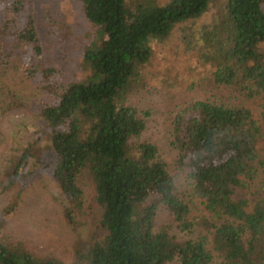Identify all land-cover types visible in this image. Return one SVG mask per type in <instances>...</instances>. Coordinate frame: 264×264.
I'll return each instance as SVG.
<instances>
[{
	"label": "trees",
	"instance_id": "1",
	"mask_svg": "<svg viewBox=\"0 0 264 264\" xmlns=\"http://www.w3.org/2000/svg\"><path fill=\"white\" fill-rule=\"evenodd\" d=\"M77 1L90 28L87 75L64 82L44 57L36 0H0V83L18 60L16 69L47 92L35 107L42 134L3 160L0 190L40 173L43 138L54 156L45 172L68 203L67 221L81 209L85 174L99 217L69 261L0 240V264H215V254L219 264H264V0H226L222 18L195 31L211 81L242 98L197 100L173 118L185 190L159 147L137 140L146 123L128 97L143 87L150 42L199 20L211 0Z\"/></svg>",
	"mask_w": 264,
	"mask_h": 264
},
{
	"label": "rangeland",
	"instance_id": "2",
	"mask_svg": "<svg viewBox=\"0 0 264 264\" xmlns=\"http://www.w3.org/2000/svg\"><path fill=\"white\" fill-rule=\"evenodd\" d=\"M143 0H126L135 5ZM167 0H156L164 3ZM226 0H211L207 12L199 19L179 27L165 40H152L151 59L142 69L143 87L130 94L128 102L143 116L146 128L137 140H149L159 147L177 184L185 190V174L178 168L177 150L171 145V125L175 115L188 104L208 98L235 101L242 97L211 81L209 64L200 62L201 49L195 31L202 23L223 16ZM36 26L44 45L46 62L58 69L64 82L85 78L81 53L89 25L84 20L77 0H36ZM186 27V28H185ZM182 29H185L184 31ZM198 37V38H197ZM2 71L0 83V169L3 160L41 136L40 117L35 107L47 92L20 72L19 61ZM38 171L28 179H19L5 192L0 190V240L17 243L40 257L69 261L74 248L94 230L99 217L94 190L87 175L80 180L83 203L76 211L75 223L65 216L67 201L55 181L45 172L54 159L43 138L35 147ZM12 205V209L3 211ZM8 211V212H7ZM196 214V213H195ZM164 221L166 215L161 217ZM220 258L215 254L214 263ZM176 264V263H173Z\"/></svg>",
	"mask_w": 264,
	"mask_h": 264
}]
</instances>
